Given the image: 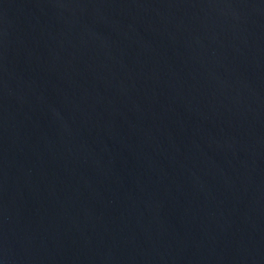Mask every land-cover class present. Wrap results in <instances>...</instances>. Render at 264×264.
<instances>
[{
    "label": "water",
    "instance_id": "obj_1",
    "mask_svg": "<svg viewBox=\"0 0 264 264\" xmlns=\"http://www.w3.org/2000/svg\"><path fill=\"white\" fill-rule=\"evenodd\" d=\"M0 264H264V0H0Z\"/></svg>",
    "mask_w": 264,
    "mask_h": 264
}]
</instances>
